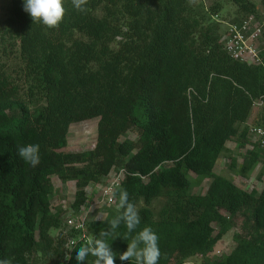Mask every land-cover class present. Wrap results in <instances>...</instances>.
<instances>
[{"label": "trees", "instance_id": "1", "mask_svg": "<svg viewBox=\"0 0 264 264\" xmlns=\"http://www.w3.org/2000/svg\"><path fill=\"white\" fill-rule=\"evenodd\" d=\"M229 1L239 14L232 23L252 16L262 28L259 65L230 58L220 23L201 17L193 0H86L83 12L63 0L54 28L9 0L0 19V258L77 264L64 259L72 235L59 231L66 218L51 204L52 180L74 183L77 214L91 184L123 170L115 191H128L141 224L131 234L121 224L108 238L114 252L147 226L159 237L158 264H185L235 230L231 252L204 264H264V185L246 191L213 173L231 140L246 151L238 176L264 161L246 125L253 116L251 126L264 129V0L262 12L253 0ZM96 118L94 148L67 152L70 125ZM29 144L40 145L37 167L17 154ZM207 178L203 194L191 191ZM117 205L118 194L103 219H89L91 239L122 211Z\"/></svg>", "mask_w": 264, "mask_h": 264}, {"label": "rangeland", "instance_id": "2", "mask_svg": "<svg viewBox=\"0 0 264 264\" xmlns=\"http://www.w3.org/2000/svg\"><path fill=\"white\" fill-rule=\"evenodd\" d=\"M196 5L198 14L203 17L205 20L216 21L220 23V33L221 35L227 29V25L231 24V20L238 16L236 7L229 0H193ZM257 9L262 12V7L260 5V0H253ZM9 3V0H0V19L5 17L6 7ZM214 5H219V10L215 13L211 11V8ZM258 24V22H255ZM263 46L259 42V50ZM259 105L254 106V110ZM253 116L247 121L246 125L248 128L251 127ZM98 119H92L82 123H75L70 125L68 134H67V152H84L89 151L94 148L96 141V127ZM136 135L134 132L127 133L125 138L133 137ZM249 139L254 141V138L249 135ZM226 149L228 153L224 154L219 158L216 167L214 168L213 173L216 175L223 176L229 180H232L239 188L246 191L259 190L264 185V161L257 163L255 167L250 171L248 176L242 178L238 176L239 167L242 163V158L245 156V149H240L237 146V143L234 140H231L226 144ZM228 156L233 157L236 160L237 167L234 171L229 169L230 161ZM188 179L193 180L195 185V176L191 173L187 175ZM109 178L102 180L98 184H91L87 189V201L84 206L77 212L80 215H86V224L89 219H95L97 221L104 218L106 209L113 208V205L106 206L105 204H98L99 198V189L101 186L105 185L108 182ZM209 178L204 180L198 186H192L191 191L196 194H203L206 190V187L209 183ZM192 182V183H193ZM54 193L51 199V204L53 207L61 208L64 212L63 219L70 216V205L74 197V183L70 182L67 184L60 183L57 179L52 180ZM161 206L160 201H155L151 208L153 211H157ZM62 233H68V230L64 226V222L59 229ZM235 230H230L226 232L221 239L217 242L214 250L208 254L205 258L213 259L214 257L220 255H227L234 248L235 243L233 240V234ZM56 234V232H54ZM204 257H194L189 259L185 264H204Z\"/></svg>", "mask_w": 264, "mask_h": 264}, {"label": "clouds", "instance_id": "3", "mask_svg": "<svg viewBox=\"0 0 264 264\" xmlns=\"http://www.w3.org/2000/svg\"><path fill=\"white\" fill-rule=\"evenodd\" d=\"M86 0H73L75 9L85 11L84 4ZM23 10L26 12L33 22L41 23L49 28L58 26L61 22L65 8L63 0H22ZM17 154L31 167H37L41 162L40 145L29 144L19 146ZM108 191L115 199L118 194L117 207L122 211L108 221L107 230H101L99 236H93L86 244H81L74 248V252L70 251V255H66L64 259H75L77 264H85L89 256L94 257V264H116V260L121 262H134V264H158L161 256L159 248V237L151 227H144L127 243V248L118 254L113 251L108 238L112 237V241L118 238L117 230L123 224L129 234L135 232L141 224V216L135 206L129 200V193L125 188H120L117 193L113 188ZM0 264H12V260L8 258H0Z\"/></svg>", "mask_w": 264, "mask_h": 264}, {"label": "built area", "instance_id": "4", "mask_svg": "<svg viewBox=\"0 0 264 264\" xmlns=\"http://www.w3.org/2000/svg\"><path fill=\"white\" fill-rule=\"evenodd\" d=\"M261 32L262 28L256 24L254 18L250 16L238 23L227 25V29L221 35V42L226 53L233 60L251 65H259L261 64L259 50V38ZM249 133L258 141L260 147L264 149V129L251 126ZM124 174L125 172L123 170H119L117 173H114L109 177V180L105 185L101 186L98 190L99 205L105 204L106 206H110L114 204V199L108 189L113 188L116 190L119 187ZM69 214L70 216H67L64 223L68 233L64 232L63 234H70L72 237H69L67 240L66 255H70V251L73 252L74 248L81 244L88 243L91 239L86 227L87 216L85 214L80 215L71 212Z\"/></svg>", "mask_w": 264, "mask_h": 264}]
</instances>
